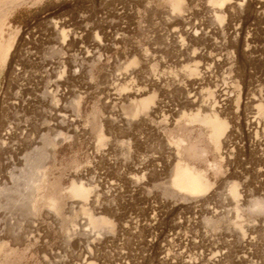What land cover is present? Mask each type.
Instances as JSON below:
<instances>
[{"label": "rangeland", "instance_id": "rangeland-1", "mask_svg": "<svg viewBox=\"0 0 264 264\" xmlns=\"http://www.w3.org/2000/svg\"><path fill=\"white\" fill-rule=\"evenodd\" d=\"M220 6L212 0H182L180 10L172 0H40L12 12L0 27V47L17 35L6 63L0 55V174L12 186L7 207L26 238H7L0 264H246L237 260V236L249 228L264 252V210L251 206L264 198V130H251L256 115L264 121V0H232L218 13ZM174 15L182 17V50L199 52L182 63L178 79L163 67L176 51L172 34L179 24L168 22ZM55 23L69 30L64 45ZM156 50L159 60L152 58ZM196 64L203 76L198 85L188 72ZM131 70L141 86L147 77L168 75L150 90L159 110L180 107L196 85L208 98L206 112L216 100L230 126L224 149L187 117L170 125L152 108L136 114L133 99L113 98L115 74ZM226 86L227 95L218 96ZM74 110L78 121L70 126ZM177 161L204 173L210 188L196 198L175 191ZM31 172L38 177L32 184ZM73 181L89 184L88 199L70 191ZM224 242L217 262L211 249Z\"/></svg>", "mask_w": 264, "mask_h": 264}, {"label": "bare ground", "instance_id": "bare-ground-1", "mask_svg": "<svg viewBox=\"0 0 264 264\" xmlns=\"http://www.w3.org/2000/svg\"><path fill=\"white\" fill-rule=\"evenodd\" d=\"M39 1L40 0H0V27L3 26L6 23V21L8 20V17L12 14V12L15 11L16 9H18L19 7H21L23 5H27L29 3L34 5L37 2H39ZM231 1L232 0H212V2L214 4L221 5L220 7H218V10H217V8L216 9L214 8V12H216L215 10H217V12L219 11L218 13H221L223 11V8H224L225 4L227 5ZM172 5H173L174 10H180L181 7H182V0H172ZM216 18H217V20L219 22L222 21V19H223L222 15H220V14H216ZM168 22L171 25H176V24H179V25H178L177 28L174 29V33L172 34V39L174 41V44H175V47H176V51L172 54V56L170 57L169 60L167 59L168 61L166 62V64L165 65L163 64V67L165 68L164 73H166V71H167V72H169L171 74V75L168 74L169 76L174 77L175 79L176 78L178 79V78H181V76H182V66H183L182 63H185L184 61L195 60L199 56V52H197V50L196 51H192V52H191V50H189V51L188 50H185V51L182 50V45L185 44L184 41L182 40V38H183L182 37V17H181V20H179V18L174 15L173 17L169 18ZM183 22H187V19H183ZM61 24H63V26L69 25V23H67L65 20ZM63 26H62V28L60 30H58V25H57V23H55V28H57L56 40L57 39L61 40V45H64L65 43H67L66 41L68 40V36H69V34H68L69 30H67ZM2 29H3V27H2ZM70 32H71V30H70ZM184 32H185V30H184ZM191 32L192 31H190V30H188V31L186 30V34L187 35H191ZM16 36L17 35H11L9 40H8V42H7V44L6 45H2L0 47V55L2 56V58H3L5 63L8 61L11 52L13 50L16 51L14 49V46L16 48V45H17L15 43L16 40H17ZM61 45L59 46L60 49H62ZM98 47H100V46L98 45ZM50 48H51L50 49L51 51L59 52L58 51V46H56V45H53ZM96 49L97 48H95V51H99V50H96ZM89 54H91V53H89ZM28 55L29 54L27 53L26 56H28ZM148 55L149 54H147V53L145 54V56H148ZM160 55H161L160 54V50H156L153 53L152 58H154V60H157L160 57ZM209 57H211V55H209ZM94 59H96V56H95ZM208 61H210V60H208ZM206 64H205V66H206ZM195 66L194 67L188 66L189 67L188 68V72L191 75V79H197L198 80L197 82L195 80L193 84L196 83L198 85V84L202 83L201 80H203V78H202L203 76L202 77L200 76V71L201 70L199 69V66L197 64ZM202 66H204V65H202ZM51 67L53 69L52 72H54V69L56 68L55 65L53 66V64H51ZM210 67L211 66L208 64V66L205 67L206 71L205 70L204 71L207 73L208 71H210V69H211ZM166 69H168V70H166ZM172 69H174V70H172ZM65 71H66V68L64 66L62 71H61V79H63V75H64ZM173 71H175V72H173ZM133 74H134L133 71L131 73L130 72H123V73L118 74V75L115 74L116 78L114 79V82H113L114 85L110 87L111 91L109 90L110 94H113V95L115 94V97H113V98H115L116 100L117 99H122L124 101H130L131 99H133V101L135 103V106H136V114H138L141 110L145 111L148 108H152V111L154 113H156L155 116L163 119L167 123H170V125L172 123L178 124V123H180L182 121L183 118L187 117V120L189 121V124L190 123L191 124L199 123V124H202L205 127H207L208 130L210 131V136H211L212 140L217 144V146H219L220 148L224 149V146L226 144L225 137H226V135H227V133L229 131V127L230 126H229L228 120H226L225 118H222L220 116V114L217 112L218 103H217L216 100H215L214 104H212V106L210 108L211 112H206L208 108H207V105H206L205 102H206V100L208 98L205 99L203 94H202V91H200L201 89L197 90V87H199V86L196 85L197 86L196 87L194 85L195 87L191 91H188V90L185 91V94L183 95V98H181L180 103L177 105V106H180V107H172L169 104L168 105L165 104L166 107L164 106L165 107V108L163 107L164 109H160L159 110L160 106L158 105V95H157L156 91L151 92L152 91L151 89H153L155 87L157 88V86L161 85L164 81L166 82V79H168V75L166 76L165 74H163V75H160L159 77H157V76L147 77L146 80H142V81L146 82L145 86H141L140 84H137L135 82V80L133 79L135 75L133 76ZM203 74H204V72H203ZM59 76H60V74H59ZM208 76H209V74H208ZM179 85H180L181 91H182V84H179ZM119 86L121 87V91L123 92L124 95L122 94V92L121 93L117 92V90H119V88H120ZM184 88H186V87H184ZM159 89H160V87H159ZM112 90H115V92L112 93ZM216 91L218 93L217 94L218 96H222L223 94H226L228 92V87L226 86L224 88H219ZM180 94H181V92H180ZM116 95H118V96H116ZM224 96H223V98H224ZM220 98H222V97H220ZM177 102H178V100H177ZM218 102H220V101H218ZM171 103L172 102H170V104ZM175 104H177V103H175ZM181 108L183 109L182 113H181ZM185 109H188V110H190L192 112H190V114H187ZM78 110H80V109H78ZM76 113L77 112L74 110V112H73L74 117H70V119L68 121L70 126H74L77 123V121H78V116H77L78 114H76ZM120 116H121L120 118H126V116H122V115H120ZM64 117H66V116L64 115ZM188 121H186V123ZM63 123H64L63 120H61V121H59L57 123V125H64ZM251 126H252L251 130L253 129V131H255L256 133H259L260 131L264 130V121L262 119H258V117L256 115V118L251 122ZM10 132H11L10 130H7L5 134L10 133ZM101 132H102V130H101ZM0 136H1V134H0ZM48 141L50 143V140H48ZM263 143H264V141H263ZM32 144H34V142ZM50 146H51V143H50ZM12 160L13 159L10 158L9 163H11ZM32 174H31L30 177H28V182H31V184H32V179L33 178L38 179V177L36 178V177H34V174L33 175ZM9 177L11 179L17 178L14 175L9 176ZM135 178L137 180V177H135ZM7 181H8V179L6 178V174H0V255L1 254H5L6 251L8 250L9 246H8V243H7V238L15 237V239H17L19 241L20 240H24V238H26V236L22 232L24 224L21 221H19L18 218H16L15 216H12L11 212L9 211V209L7 207L13 201L12 198H11V196H12L11 195L12 186H9ZM33 183H34V181H33ZM73 183H74V181H73ZM1 184H3V186ZM72 184H71V186H72ZM87 185H89V184H87ZM87 185H85V183H74L72 188H71L72 190H70V191H72L79 198L88 199L89 196H90V188H88ZM33 186H34V184H33ZM172 186H173L174 190L179 192L180 194L183 193L186 197L196 198V197L201 196L204 191L206 192V190H208L210 188V182L208 181V179L206 178L204 173H202L199 170H197L196 168L192 167L190 164L184 163L182 161H177L175 166H174V168H173ZM173 188H172V190H173ZM229 191L235 198L238 196V190H237L236 186H233ZM251 193H253V192H251ZM22 197H23V195H22ZM53 202H55V201H53ZM29 203H30V201H29ZM52 204H54V203H52ZM251 206H252V208L254 210H264V198H260V197L259 198H254L252 200ZM34 207L32 209H34ZM29 211H31V210H29ZM101 222H102V219H101ZM32 226H36V223L33 222V221L31 222V227ZM180 226H181V224L178 225V228H180ZM32 231H34V230H32ZM176 237H178V236L176 235ZM179 246H182V238L181 237L179 239ZM258 246H259L258 237L256 235V232H255L254 228H249L248 231H245V232L241 233L240 235L237 236V251H238L237 260L239 262H241V263H246V264H264V252L258 250ZM226 247H227V243L224 242L221 245H216L213 249H211L212 255L213 256H218V259L216 260L217 262H221L222 261L223 255L226 252V249H225ZM88 261L87 260L85 261L86 264H92V263H90Z\"/></svg>", "mask_w": 264, "mask_h": 264}]
</instances>
